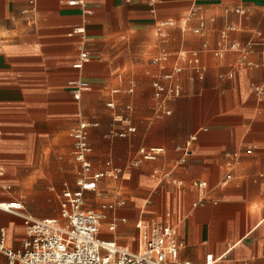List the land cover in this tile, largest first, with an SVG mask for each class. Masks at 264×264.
<instances>
[{"label": "crops", "instance_id": "crops-1", "mask_svg": "<svg viewBox=\"0 0 264 264\" xmlns=\"http://www.w3.org/2000/svg\"><path fill=\"white\" fill-rule=\"evenodd\" d=\"M76 81L90 87L78 100ZM81 122L93 172L106 173L85 208L123 203L100 239L138 252L135 225L161 223L177 228L182 262L264 264V0H0V205L22 206L0 208L9 249L23 217L59 219L62 193L78 189ZM142 148L163 152L134 165Z\"/></svg>", "mask_w": 264, "mask_h": 264}, {"label": "built area", "instance_id": "built-area-1", "mask_svg": "<svg viewBox=\"0 0 264 264\" xmlns=\"http://www.w3.org/2000/svg\"><path fill=\"white\" fill-rule=\"evenodd\" d=\"M74 4V2L70 3ZM238 13L240 11H237ZM234 31L233 26H227L221 34L226 39L228 34ZM196 34L200 29L195 30ZM204 47H206L204 45ZM228 49L236 51L239 49L237 43H231ZM222 55V51L214 53ZM88 61V55L81 53L79 61L73 65L74 69H82ZM191 63L196 64L197 54L193 55ZM177 68L174 73H168L163 78L171 81L175 74L180 72ZM89 84L84 81L73 83L72 92L75 99H79L82 92L89 90ZM155 96L160 98L166 88L159 82L153 83ZM169 94L178 96L179 89H170ZM114 108V104H108ZM88 125L81 122L71 132L74 141L73 156L80 165L78 172V189L74 192L64 191L61 195L59 219H34L23 217L25 234L21 246L13 251L6 246V234L0 229V256L7 259L8 264H190L179 259L183 243L178 238V231L175 226L153 223L144 225L138 222L135 225L141 242V250L138 252L120 249L114 242L100 239V231L105 219V211L114 210L123 203L103 205L99 211L85 208V193L96 191L98 182L106 176L103 171L93 172V167L88 157L92 151L88 142ZM128 132H134L130 129ZM114 134V132H110ZM125 137V133L118 135ZM163 152L160 148L140 149L139 158L133 162L138 165L141 161H154ZM186 152V151H185ZM185 159H182L184 162ZM110 166V163H107ZM111 177L119 179L121 172L112 169ZM231 177L228 175L226 180ZM199 188L206 187V183L197 182L194 184ZM10 211H21L20 204H8L5 208ZM264 223V221H263ZM117 222L113 221L109 231L113 232ZM213 258L207 256L205 264H213Z\"/></svg>", "mask_w": 264, "mask_h": 264}, {"label": "rangeland", "instance_id": "rangeland-1", "mask_svg": "<svg viewBox=\"0 0 264 264\" xmlns=\"http://www.w3.org/2000/svg\"><path fill=\"white\" fill-rule=\"evenodd\" d=\"M60 192H61V190H59V191L56 192V193L53 192L52 199H51L50 202H49V205H51V207L53 208V210L56 211V215L53 216V217H56L57 214H58V201H57V199H56V195L60 194ZM54 193H55L56 195H54ZM54 198H55V199H54ZM90 205H94V204L89 202V203L87 204L86 208L89 209V210H92V208L90 207ZM98 207H99V205H98Z\"/></svg>", "mask_w": 264, "mask_h": 264}, {"label": "bare ground", "instance_id": "bare-ground-1", "mask_svg": "<svg viewBox=\"0 0 264 264\" xmlns=\"http://www.w3.org/2000/svg\"><path fill=\"white\" fill-rule=\"evenodd\" d=\"M6 207H8V204L0 205V208H2V209H5Z\"/></svg>", "mask_w": 264, "mask_h": 264}]
</instances>
